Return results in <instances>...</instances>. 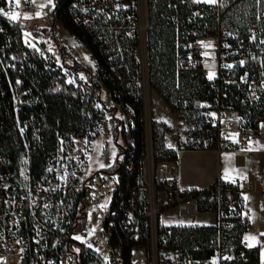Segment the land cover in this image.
<instances>
[{"label":"built area","instance_id":"obj_1","mask_svg":"<svg viewBox=\"0 0 264 264\" xmlns=\"http://www.w3.org/2000/svg\"><path fill=\"white\" fill-rule=\"evenodd\" d=\"M110 1L86 0L76 4L79 10L81 8L76 22L89 24L93 14L104 12ZM229 1L215 0L210 4L216 7L218 14ZM142 2L144 11L140 7ZM134 5L135 19L126 31L139 39L136 57L142 67L141 58L146 61V0H135ZM15 16L16 19L10 16V24L19 43L36 46L44 60L66 71L48 45V41H53L50 35L61 27L52 9L42 10L36 4L21 2ZM194 16L202 17V11L195 10ZM216 20L211 33L191 29L193 38L184 48L187 62L209 83L207 90L211 93L208 99L198 101L208 135L200 147L192 149L221 152L264 142V31L238 34L222 28L219 15ZM20 56L22 52L9 54L15 62ZM18 66L21 67V63ZM141 73L143 75V70ZM12 96V107L16 111L20 96ZM124 131L129 133V127ZM70 146L64 156L69 154L75 160L83 157L85 143L81 137H72ZM25 165L24 162L19 171L24 180L20 185L24 190L20 198L1 194L12 182L8 173L0 172V264H235L246 254L256 252V246L243 235L249 212L242 194L253 188L264 201V171L258 169V161L253 157L248 160L252 177L232 180L218 177L205 188L187 186L179 180L176 160L154 161L150 125L146 123L140 162L143 195L139 199L135 190H130L123 198L121 170L84 177L80 171L71 177L65 172L62 177L65 170H55L49 165L43 175L44 191H40V185L29 184ZM125 166L126 171L131 169L130 165ZM48 190L59 191L64 196L69 194L71 212H59L57 207L53 215H46L45 210L53 206L50 200L41 202ZM205 196L212 202L210 211L215 216L213 224L218 228V240L212 253L207 257H193L180 254L176 249L161 250L157 239L161 225L159 215L174 209L180 216H194ZM62 204L61 199L58 206ZM235 222L243 226L238 242L224 243L221 230H232ZM260 243H264V235Z\"/></svg>","mask_w":264,"mask_h":264},{"label":"trees","instance_id":"obj_2","mask_svg":"<svg viewBox=\"0 0 264 264\" xmlns=\"http://www.w3.org/2000/svg\"><path fill=\"white\" fill-rule=\"evenodd\" d=\"M85 1L52 0V11L61 26L86 47L94 61L93 71L65 59V47L54 34L50 36L66 71L44 60L36 46L20 44L7 14V0H0V172L8 173L12 182L1 194L21 197L24 180L19 171L24 162L29 184L40 185V191H44L47 166L56 165L64 157L72 137L96 134L100 117L105 116L116 133L118 124L122 126L125 146L117 154L124 157L114 170L122 173L123 198L130 190L136 191L137 199L143 195L140 162L146 122L139 84L142 67L136 57L139 39L126 31L135 19V0H111L104 12L93 14L87 25L76 22L81 12L76 4ZM197 9L202 11L200 18L194 16ZM146 13L147 84L184 121L187 136L193 135L189 146L200 147L208 133L198 101L208 99L211 93L207 90L209 83L187 62L184 46L193 38L190 30L213 32L219 15L220 26L232 32L264 31V0H230L218 14L214 5L205 2L146 0ZM12 51L22 52L16 62L9 58ZM69 73L74 81L68 79ZM12 95L20 96L16 111ZM149 125L154 161L176 160L175 149L165 145L166 125L158 120H149ZM126 126L129 133L124 131ZM123 165L131 169L126 171ZM61 199L63 204L58 206ZM48 200L53 206L44 208L46 215H53L57 207L59 212H71L69 194L48 190L41 202ZM211 203L205 196L198 209L210 211ZM40 210L41 205L37 212ZM242 229L239 222L230 231L223 228L222 241L238 242ZM157 232L161 250L176 249L193 257L209 256L218 240L215 224L160 225ZM255 254L248 253L235 264H255Z\"/></svg>","mask_w":264,"mask_h":264},{"label":"rangeland","instance_id":"obj_3","mask_svg":"<svg viewBox=\"0 0 264 264\" xmlns=\"http://www.w3.org/2000/svg\"><path fill=\"white\" fill-rule=\"evenodd\" d=\"M39 7L42 10L44 9L48 11L52 8V0H46V3L44 5H39ZM140 7L142 11H144L145 5L143 2ZM16 12L17 10L15 9V11L9 15L13 17ZM54 35L65 47V59L69 61H76L79 65L81 64L87 70L92 71L94 61L90 58L89 53L82 42L78 41L63 26L56 29L54 31ZM36 39L37 41L40 40V38ZM48 45L55 52V56L57 57L58 54L54 41H48ZM141 60L143 75L141 76L142 78L140 79L139 84L144 103L145 122L149 124V120H158V118H162L159 121L163 122L167 127V131L172 134L173 138L175 137L177 142L176 146L178 148L191 149L189 143L193 135L191 134L192 136H187L189 131L184 121L168 106L165 107L164 104L166 103L164 100L148 86L145 75V62L143 61V58H141ZM68 79L74 81L73 74L69 73ZM117 131L118 133H116L115 126L112 125L110 121L105 118V116H101L99 120L98 132L89 138L81 137L85 143L83 157L75 160L71 158L69 154H66V156L54 165V169L65 170L62 177L65 172L68 177H71L78 171H80V174L83 177L100 172H112L115 165H117V163H121L124 157L122 153L117 154V151L120 150L121 147L125 146L121 124H118ZM263 148L264 146H262V150ZM246 150L248 149L223 152V154L215 160V170H221V174L227 173L234 175L235 177L242 175L243 173H240V171L245 170V157L247 155ZM197 162H202V160L198 158ZM196 219L206 221L208 219V215L200 214L193 217H183L180 216L174 209H167L159 215V222L161 223V226L187 225L191 224Z\"/></svg>","mask_w":264,"mask_h":264},{"label":"crops","instance_id":"obj_4","mask_svg":"<svg viewBox=\"0 0 264 264\" xmlns=\"http://www.w3.org/2000/svg\"><path fill=\"white\" fill-rule=\"evenodd\" d=\"M198 2H205V0H197ZM21 2L44 5L46 0H7L8 8L7 12L13 13L15 9ZM208 3V2H205ZM52 9V8H50ZM58 36V34H57ZM59 38V36H58ZM60 39V38H59ZM88 51V50H87ZM95 65L93 64L92 71L94 70ZM156 93V92H155ZM157 94V93H156ZM158 95V94H157ZM159 96V95H158ZM160 97V96H159ZM165 107L167 106L164 104ZM157 119V118H156ZM162 118H158V121ZM177 142L175 137H172L170 132L165 134V145L168 148L175 149L176 151V161L178 164V176L182 184L191 186L194 188H205L212 184L218 177L222 180H232L238 177L250 176L248 170V160L250 157L257 159L258 169L264 171V148L262 150L263 143L253 142L246 146L239 148H230L221 152H217L213 149H187V148H178L176 146ZM239 149H248L246 150L245 157V170H241L240 173H243L240 176L235 177L227 173H222L221 170H215V160L220 157L223 152ZM201 159L202 162H197V159ZM255 184L252 185L254 187ZM244 199V204L249 212V222L247 228L244 232V237L247 238L253 245L256 246V262L255 264H264V243H260L261 236L264 235V201L259 198L257 192L251 188L248 191H245L242 194ZM200 214L208 215L206 221L194 220L191 224L187 225H202V224H213L215 216L211 211H202L197 210L194 216ZM193 217V216H189Z\"/></svg>","mask_w":264,"mask_h":264},{"label":"snow or ice","instance_id":"obj_5","mask_svg":"<svg viewBox=\"0 0 264 264\" xmlns=\"http://www.w3.org/2000/svg\"><path fill=\"white\" fill-rule=\"evenodd\" d=\"M205 2H208V3H215V0H205ZM13 19H16V16L13 15L12 17ZM211 78V77H210ZM77 239H79V237H77Z\"/></svg>","mask_w":264,"mask_h":264}]
</instances>
